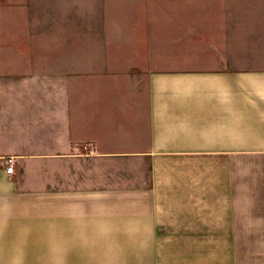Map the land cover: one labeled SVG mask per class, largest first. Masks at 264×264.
Here are the masks:
<instances>
[{"label": "crops", "instance_id": "obj_1", "mask_svg": "<svg viewBox=\"0 0 264 264\" xmlns=\"http://www.w3.org/2000/svg\"><path fill=\"white\" fill-rule=\"evenodd\" d=\"M0 264H264V0H0Z\"/></svg>", "mask_w": 264, "mask_h": 264}, {"label": "built area", "instance_id": "obj_2", "mask_svg": "<svg viewBox=\"0 0 264 264\" xmlns=\"http://www.w3.org/2000/svg\"><path fill=\"white\" fill-rule=\"evenodd\" d=\"M7 168H6V172L8 174H12L14 172V162H13V158H7Z\"/></svg>", "mask_w": 264, "mask_h": 264}]
</instances>
